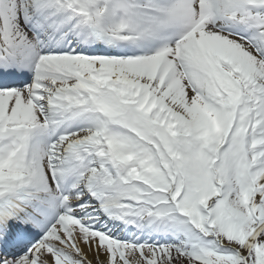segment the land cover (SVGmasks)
Here are the masks:
<instances>
[{
  "label": "snow or ice",
  "instance_id": "snow-or-ice-1",
  "mask_svg": "<svg viewBox=\"0 0 264 264\" xmlns=\"http://www.w3.org/2000/svg\"><path fill=\"white\" fill-rule=\"evenodd\" d=\"M0 264H264V0H0Z\"/></svg>",
  "mask_w": 264,
  "mask_h": 264
}]
</instances>
